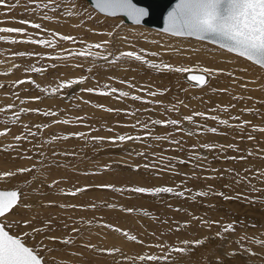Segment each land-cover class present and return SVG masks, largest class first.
Wrapping results in <instances>:
<instances>
[{"label":"rangeland","instance_id":"1","mask_svg":"<svg viewBox=\"0 0 264 264\" xmlns=\"http://www.w3.org/2000/svg\"><path fill=\"white\" fill-rule=\"evenodd\" d=\"M5 3L14 4L17 3V0H5ZM18 3L19 6L15 8L0 6V21L5 22L0 24V26L26 28L29 36L53 39L51 33H64L59 31V26L57 25L47 26L50 21L63 24L71 22L75 27L71 33L77 41L73 46V52L87 48V46L91 44L109 41L103 50L91 48L90 51L94 54L99 53L100 56L108 55L109 59L112 60L122 51L140 52L143 49L149 53L156 52L160 54L157 56L149 55L145 57V59L154 61L157 64L165 62L174 66L200 65L201 67L221 70L219 74H213L208 77L209 83L204 88L193 87L183 79V76L181 77L180 73H175L174 75L177 74V82L183 87V89H180L181 86H178L181 93H177L179 95L177 96V94H175L176 91L163 89V83L160 80H153L152 77H145V72L139 70L140 63L135 61L121 59L119 62L112 64L109 63V60L100 58L93 59L89 57L85 59L76 55H69V57L55 62L46 57V52L53 53L54 51L66 49L70 45H67V47L65 44L69 43L60 40L65 44L62 43L61 47L56 49V46L44 48L32 44L8 45L0 41V85L4 86L0 88V105H2V103L5 104V107L3 108V106H0V109H6V111L4 110L6 114H10L9 112L12 111L13 115L17 116L18 114L19 117L23 118L21 119L18 117L17 119L10 114L9 117H13L14 119L5 121L6 123L0 125V132H7L8 134L7 136H0V172L7 170L15 171L20 168L32 169L34 166L33 164L29 167H23L21 161L17 163L18 159L25 158L23 155L20 156L22 158H17L19 154L15 153L20 150V142L34 146L38 145L40 158L35 164L43 171L53 165L51 162L53 157L48 158L47 156L52 150L60 147L57 142L49 140L45 134L54 135V140L69 136L68 140H73V142L69 141L72 145L77 143L67 148L64 146V150L55 152L58 156L61 153L65 154L67 158H73L72 164L75 169L63 166L57 176L51 181H47L43 178L36 179L34 174V177H31L32 175H30L29 172L18 174V177L16 176L10 180L0 181V190L19 188L22 192L21 204L17 209H14L15 216H10L9 219H31L33 226L41 229L40 234L27 236L26 239L28 240H25L24 237L25 243L28 246H35L38 243H43L46 248L55 249L52 252L45 251L43 253L45 257L49 258V260H46L50 261L51 264H100L98 259L104 257L105 259L110 258L109 260L111 261L114 260L113 255H109L107 252L101 251V249L119 247V249L122 248L124 251L125 249L127 250L130 242H134L129 241L122 235L123 232H128L130 235L134 236L139 235V238L137 236V241L134 243L141 244L144 248H149L148 245H163L164 247L161 248L154 247L156 250L155 252L159 253L158 255L161 256L167 252L166 247H168L167 253L170 255L169 252L172 253L171 248L182 245L181 241H195L208 238L202 246L190 247L188 252L184 254L185 259L183 255H180L183 258H179L176 253H172L174 254L170 257L172 263L176 260V264H216L217 256L235 250L238 254L236 256L226 257L224 264H264V247L254 243L255 240H264V207L256 209L255 207L253 208L251 203L244 199L225 200L223 197L215 195L217 192H223L227 196H236L238 193L248 196L252 191L257 192V190L255 191L254 189L258 188L253 186L256 183L252 185L254 188L249 186V189L243 185L244 178H250L249 175L244 173L240 178H237L238 176L235 177V173L237 172L234 173L235 168H222V164L227 162L226 159H231L222 153L223 147L221 146L227 148L228 144L234 145L233 142H236V138L239 139V142L236 144L240 143L239 137L241 134L238 132L241 130L247 136L251 135L253 126L257 128L264 127V122L262 123L260 120L261 116L258 114L259 106L264 107V69H260L249 61L204 41L185 37H173L140 25L124 24L119 17H105L96 13L83 0H31V2L30 0H18ZM37 4L40 5V7H36ZM45 4H47L48 7H44ZM57 5L61 9L62 7L73 5L74 16L69 17L65 14L62 16L58 13L60 8L55 7ZM18 7L24 9V14H18L19 17L13 14V11L11 12L12 9H19ZM87 12H92V14L106 19L108 22L105 28L102 26L103 28L98 31L99 34L103 31L105 34L101 35L100 38L98 37L97 40H93L90 36V38L81 36V34L86 33V28L90 27L89 31L92 32L94 30L93 28L97 26L93 21L83 20L84 17L89 15L86 14ZM24 19L40 24L41 28L32 29L17 22ZM4 35L10 36V38L16 36L17 38L16 34ZM134 35L139 37V44L134 42L135 39L131 40L130 36ZM90 39L92 40L90 41ZM191 42H202L211 49L219 52L222 57L213 53L210 48V51L191 48ZM18 52L38 55H25L23 57L13 56L14 53ZM109 53H111V55H109ZM230 57L237 58L241 61L232 62L229 60ZM15 58L16 60L13 63L9 64L7 62V59L13 61ZM15 65H18V67H15ZM32 65L35 67H43L46 71L43 73L26 71V69H29ZM49 65H52L54 73L46 77L45 73L47 69H49ZM77 65L81 66L77 67ZM21 67H23V71L20 70ZM124 67L126 71H132L135 74L124 75L123 72H121ZM88 69H91V71ZM18 70L22 71V73L25 72V74L23 76L16 74L19 72ZM89 77L93 78L92 83ZM75 78L86 79H84L82 84H75L71 88H64L54 95L51 94V89L56 87L58 82ZM32 79L40 84V86L37 87L28 83V86L34 87L35 93L32 89L26 87L27 83H24L25 85L15 83L20 80L27 81ZM99 83L108 85L110 88H116L122 92H128L130 95L127 98H118V93H115L113 98L122 103L120 102L116 107H111L113 106V102H109L108 106L104 107L120 111L108 112L101 110L107 117L102 115V120L96 123V121L93 120L95 119L93 114L95 115L96 111L89 108L87 104V97L89 95L84 89L88 85H92V88L96 89ZM132 83L138 85V88L136 89ZM129 85H132L133 88ZM140 85L144 87L148 86L145 88V90H148V93L157 92V98L148 95L147 97H150V99H144V101L147 102L136 104L133 107L131 105L134 100L131 99V96H140ZM161 92L163 94H160ZM189 94H192L193 97H188L190 98L188 101L181 99ZM203 94L218 98H221L222 95L229 98L232 94L240 96L248 103V109H253V112H256L254 116H252L253 119L251 124L241 128L239 131L231 124H229L231 126L220 125L218 120L228 121L225 115L226 111L219 105L222 100L218 98H209L206 100L207 103L205 106L210 105L212 109H205V114L212 115L215 113L214 116L218 118V120L215 121L218 123L219 128H216L217 134L209 132V138L207 137L206 139L202 135L205 134L204 132L207 128H210L205 127L204 118L195 117L193 123L184 119V117L191 116L195 112H203L201 106L203 102H201L200 105L198 104V96ZM97 96L99 99L102 98L101 101L103 100V95L97 94ZM11 98H13V100L10 101ZM53 99L56 103H54L55 101ZM37 101H42V104L46 102L48 105L46 103L45 105L47 106L42 105V110L40 106L41 103H38V106L34 103ZM94 101L95 100H93V102ZM184 102L186 104H184ZM51 104L53 106H51ZM55 104H57V107ZM75 104L76 106H74ZM9 105L12 106L9 109L10 111H8ZM23 105L25 106L24 108L22 107ZM79 105L84 106L85 109L89 108V110L83 112V108H79ZM239 108L241 107H237V110H232L237 111L241 115ZM37 109L39 110L38 113L33 111ZM69 110H71V112H69ZM41 111H43V113L56 112L60 120L66 119L70 121V123L62 124L66 125L63 126V128H60L62 127L61 124H55L56 127L53 125L50 127L46 123H43L45 122L43 118L48 119L52 116H44L40 113ZM259 112H262V110L260 109ZM39 114L41 115L39 116ZM28 117L30 120H32V118L35 120L36 128H38L37 125H40L42 127L39 128L42 129L36 134L38 137H35V142L29 141L28 137L27 139L17 141L15 139L16 136H25V133L32 128L30 125L31 121ZM78 117H83L84 119L78 120ZM105 120L108 124L101 129ZM153 120H178L181 122L180 128H182L183 131H178L173 126L163 127L158 124H153ZM234 123H237V120L234 121ZM239 123L241 124V121H239ZM43 124L48 127H43ZM133 125H135V127H133ZM144 125H147V128H145ZM109 129H111V131H109ZM52 131L54 132L52 133ZM189 131H191L193 135H187L186 133ZM72 133H83L85 135L84 137L76 138L70 135ZM259 134L261 135L262 132H259ZM119 135L138 136L141 137V139L139 141H127L124 143H110L107 139L102 142H96L92 139V137L113 138ZM156 137H161V139L158 140ZM6 140L10 142L7 143ZM224 140H226L225 143ZM12 141L17 142V144ZM173 141H179L180 143L176 144L173 143ZM255 141L257 142V140ZM205 144H212L216 147L213 151H208L202 147ZM68 148L74 150V152L69 153L70 150ZM234 148L236 149V147ZM245 150L247 153L254 154L255 152L256 154L252 155L260 159L264 164V159L261 158L264 157V148L258 149L254 145H247ZM259 150H261V152ZM140 153L144 155H140ZM258 153L261 157H259L260 155ZM223 156L225 157L223 158ZM233 157L234 156H232V158ZM213 158H215V162ZM180 160L185 161V163H179ZM218 160L219 162L221 161V164ZM252 162H254L255 169L259 167L255 160H252ZM145 165H149L150 167L145 168ZM239 168L245 169L242 164ZM218 170L220 173H218ZM258 170L264 171L260 167ZM84 171L88 174L87 178L83 175ZM241 172L243 173V171ZM97 173L103 175L100 181L94 182L90 180L89 175ZM248 173L252 175L249 167ZM22 175L24 177L27 176V179H24ZM226 175H228L229 179V176H231L234 181L241 180L242 182H236V186H234L233 179H227L228 181L222 183L223 185L220 186L221 188L218 189L214 187L218 182L220 184V179ZM83 181L88 182V184L82 186L81 182ZM50 184L54 186L49 188L48 185ZM100 185H112L117 189H131L137 186L145 188L168 186L174 188L176 191H185L186 189H190L191 191H185L183 197L177 196L174 193H162L157 196H151L137 194L130 190L123 192L113 191L108 188L100 187ZM32 188L39 189L42 192L39 193L41 196L34 195L35 190ZM80 188L87 189L83 192H98L93 194V199L90 198L86 205L82 200L84 195L82 192L78 194L82 197L80 200H77L78 195L67 196L62 194ZM30 190H33L32 193ZM198 191L208 192L209 195L207 197H196L195 193ZM261 195L264 197V192H262ZM46 197H50V200L46 201ZM41 202L44 204V218L40 216L41 213L37 214L35 212V209L39 208V205L42 204ZM49 202H51V206H45L49 204ZM97 203L108 207H110V205L119 204L122 209L133 208L135 211L142 214L141 217L143 219H136L138 226L140 222L142 223L145 220L150 222L147 226L148 229L143 225L138 229L134 225V227L138 229V233L135 234L134 227L132 226L123 227L121 224H112L110 221H94L93 213L98 205ZM25 204H28L30 207L25 209ZM61 204L78 205L81 207L61 208L59 207ZM251 206L254 211L261 210L259 213L262 215L257 213L256 215L259 214L257 218H251L253 217V212L250 210ZM86 207H89L91 212L85 211L84 209ZM177 209H179V211H177ZM236 217H238L240 225L244 226L242 230L244 232H241L235 224V221H237L235 220ZM126 219L128 218L126 217ZM49 220L52 222L51 229H49L48 225ZM254 220L256 223H254ZM205 221H219L221 224L232 223L235 230L233 232L224 233L216 224H206ZM6 222L8 224V220L3 221V223ZM185 224H187L188 227H183ZM67 225L69 226V230L65 229L61 232V226L67 227ZM105 225H111L112 227H105ZM115 228L121 229V232L114 231ZM177 228H179V231H177ZM11 232L13 234L19 233L23 235L24 232H31V227L25 228L22 225L20 227L13 226ZM139 232L141 234L148 233L147 238L143 240ZM218 232L220 233L219 237L216 235ZM53 235L63 239L70 238L72 243L69 245L53 243L47 239V236ZM242 236H246L247 239L241 240L240 238ZM141 241L143 243H140ZM237 241H239V243H237ZM86 245L91 247H86ZM243 249H251L257 255L250 256ZM157 253L153 254L156 255ZM135 254H137L136 251ZM178 259L181 260L180 263H178Z\"/></svg>","mask_w":264,"mask_h":264},{"label":"snow or ice","instance_id":"2","mask_svg":"<svg viewBox=\"0 0 264 264\" xmlns=\"http://www.w3.org/2000/svg\"><path fill=\"white\" fill-rule=\"evenodd\" d=\"M31 2V0H30ZM0 6L6 8H15L19 6L18 0L17 3L7 4L5 0H0ZM36 7H40V5H36ZM44 7H48L47 4ZM94 8L97 12L103 14L105 17H116V16H124L129 20L139 25L144 18L149 15V12L144 7L137 6L133 0H94ZM47 18V17H46ZM91 19V16L89 17ZM21 25H26L32 29H40L41 25L38 23H33L30 20L24 19L17 21ZM5 23L4 21H0V24ZM163 32L165 34L171 35L173 37H193L199 41L210 42L220 49L225 50L229 53L235 54L236 56L243 58L255 66H258L260 69H264V0H178L175 6L168 12L165 18V26L163 28ZM4 34H16L18 38H10V36H6ZM104 35L105 33H100ZM53 39L47 38H35L33 36H29L26 28H14L8 26H0V41H3L7 44H32L38 45L44 48H52L55 46L56 39L58 38L61 41H72L75 42V37L69 35H62L59 33H51ZM109 43V41H103L101 43H95L88 45L87 48L81 49L76 52H70V55H76L82 58H100L103 60H109L108 55L100 56L99 53H92L90 51L91 48L101 49L103 50L105 46ZM25 55H38L33 53H24L18 52L14 53L13 56H25ZM111 55V53H109ZM157 56L159 53L156 52H147L145 50H141L140 52L135 51H122L119 55H116L114 59L109 60V63L115 64L119 62L121 59H127L130 61H135L145 65L146 67L157 70V71H167L174 72L180 74H187L186 79L193 87L196 88H204L208 85L209 79L208 77L213 74H219L221 70L212 69L208 67H201L200 65L195 66H174L168 63H152L149 60L145 59L146 56ZM64 57H48V59H63ZM81 65H77L80 67ZM18 67V65H15ZM91 71V69H88ZM28 72L35 73H43L46 71L43 67H30L26 69ZM7 74V73H5ZM86 78L79 79H70L65 81L58 82L57 86L51 89V94H56L60 90L64 88H71L75 84H82ZM16 84H24V83H32L35 84V81L32 80H20L15 82ZM123 83V81H122ZM132 87V85H129ZM4 87L0 85V88ZM37 87H39L37 85ZM43 90V89H42ZM46 91V90H45ZM89 93H96L98 95L103 96H111L114 93H118L119 97H129L128 92L119 91L116 88H110L108 85H104L102 89H94L88 88L84 89ZM226 91V90H222ZM151 96H155L158 93L149 92ZM160 94H163L162 92ZM38 99V98H35ZM132 100H141L140 96H131ZM251 99V98H250ZM147 102V101H145ZM12 106L9 105L10 109ZM98 108H101L104 111L113 112L120 111L117 109L105 108L103 105H97ZM228 108L225 107L224 111H227ZM0 111H4V109H0ZM39 112V110H33ZM243 111L251 112L253 109H243ZM42 115L45 116H56L58 113L56 112H44ZM195 117H201L204 119H212L218 120L216 116H206L203 112H195L191 116L184 117L190 123L194 122ZM18 119V114L16 116ZM78 120H83V117H78ZM234 120H239L240 118L232 117ZM55 123L58 124H69L68 120H56ZM153 124H158L163 127L173 126L178 131H183L180 128V121L178 120H153ZM218 123L223 126H231L229 125L227 120H218ZM251 124V121L242 122L239 127L244 128ZM37 127H41L37 125ZM43 127H47L44 125ZM135 127V125H133ZM147 128V125H144ZM111 131V129H109ZM212 133H216V128L207 129ZM252 131H259L264 133V127L257 128L255 126L252 127ZM191 136L193 133L191 131L186 133ZM7 135V132H0V136ZM35 135V133H32ZM73 137L81 138L84 137L83 133H72L70 134ZM61 139H68L69 136L60 137ZM249 140L255 139L252 135H248ZM15 139L17 141L22 139H27L25 136H16ZM93 141L102 142L104 140H108L110 143H124L127 141H139L141 137L138 136H125L119 135L113 138H105V137H92ZM156 139H161V137H156ZM173 143L179 144V141H173ZM194 147V146H193ZM204 147L208 151H213L215 149V145L205 144ZM224 147V146H221ZM228 148H234L233 145H228ZM7 150V149H5ZM238 150V149H234ZM140 155H144L140 153ZM252 155V153H249ZM264 159V157H261ZM232 159H236L233 157ZM243 159V157H241ZM179 163H185V161L180 160ZM145 168L150 167L149 165H145ZM30 168H20L15 171L8 170L0 172V181L10 180L16 177L18 174H24L31 172ZM238 175V174H237ZM261 176H264V173H260ZM212 178V177H206ZM247 180V177L244 178ZM241 181H237L239 183ZM58 183V182H56ZM53 184L48 185L49 188L53 187ZM100 187L108 188L113 191H126L130 190L137 194H146L151 196H157L162 193L175 194L177 196L183 197L185 195V191L190 192V189H186L185 191H176L172 187L161 186L155 188H145V187H133L131 189H117L112 185H100ZM86 188H80L73 191H69L67 193H62L67 196H76L80 192L86 191ZM209 195L208 192L198 191L195 193L196 197H207ZM217 196L223 197L225 200L230 199H244L249 203H255L254 199H251L248 196H245L241 193H238L236 196H227L223 192L215 193ZM22 200V192L19 188H13L10 190H0V264H48L43 253L45 251L52 252L55 249L46 248L43 243H38L35 246H28L24 237H27L32 234H40L41 229L33 226L31 219H9L10 216H15L14 209H17ZM45 206H51V202ZM30 206L28 204L24 205V208L27 209ZM61 208L65 207H81L78 205H59ZM94 207V206H93ZM110 207H117L115 205H110ZM123 211L131 214L134 209L133 208H124ZM179 211V209H177ZM4 220H8V224L3 223ZM51 220L48 221L49 229H51ZM206 224H216L218 227L222 229L224 233L233 232L235 230L234 225L232 223L228 224H220L219 221H205ZM23 226L25 228L31 227V232H24L23 235L16 233L13 234L11 232V228L13 226L20 227ZM105 227L111 228V225H105ZM183 227H188L187 224L183 225ZM114 231L121 232V229L115 228ZM179 231V228H177ZM124 235L129 241H137L136 236L130 235L128 232H123ZM219 237L220 233H216ZM47 239L53 243H60L63 245H69L72 243L70 238L63 239L58 236H47ZM195 240V241H181L183 246L172 247V253H179L184 255L188 252L190 247H199L202 246L206 240ZM241 240L247 239L246 236H242ZM140 243H143L142 241ZM239 243V241H237ZM255 244L264 247V240H255ZM86 247H91L86 245ZM149 248L156 247L161 248L163 245H148ZM250 256H256L257 254L253 252L251 249H243ZM101 251L107 252L109 255H114L121 251L119 248H110V249H101ZM238 253L235 250L225 252L221 256L216 257V264H224V260L229 256H236ZM133 264L138 260L140 264H160V261L163 260L166 264H172V261L169 259V256H158L155 254H139L136 257L132 258Z\"/></svg>","mask_w":264,"mask_h":264},{"label":"bare ground","instance_id":"3","mask_svg":"<svg viewBox=\"0 0 264 264\" xmlns=\"http://www.w3.org/2000/svg\"><path fill=\"white\" fill-rule=\"evenodd\" d=\"M78 1V0H77ZM55 7H59L58 5L57 6H55ZM19 9H12L11 10V12L13 13V14H16L18 17H19V15L18 14H24V9H20V7H18ZM27 8V7H26ZM60 8V7H59ZM58 13H60L62 16H64V14L65 15H67V16H69V17H72V16H74V9H73V5H70V6H67V7H62V9L60 8L59 10H58ZM86 14H89L87 17H84L83 18V20H87V21H93V22H95L96 24H97V26L95 27V28H93L94 30L92 31V32H90L89 31V29H90V27H88V28H86V33L85 34H81V36H83L84 38H87V37H91L93 40H97V38L99 37L100 38V36H101V34H99L98 33V31L101 29V28H105L106 27V25H108V22H107V20L106 19H103V18H100V17H98V16H96V15H94V14H92V12H90V13H86ZM91 16V19L89 18ZM22 17V16H21ZM40 19V18H39ZM46 24H48V23H46ZM49 25H57V26H59V31L60 32H63L64 34H62V35H69V36H72L73 34L71 33V31L73 30V29H75V27H74V24H72L71 22H68V23H65V24H63V23H60V22H53V21H50L49 22V24L47 25V26H49ZM129 25H132V24H129ZM103 26V27H102ZM83 30V29H82ZM82 30H78V31H82ZM75 31V30H74ZM97 31V32H96ZM85 32V31H84ZM95 32V33H94ZM104 32V31H103ZM103 32H101V33H103ZM158 32V31H157ZM74 33V32H73ZM162 33V32H161ZM79 34V35H80ZM96 34V35H95ZM165 34V33H164ZM75 35V34H74ZM73 37V36H72ZM89 37V38H90ZM14 38H16V36L14 37ZM18 38V37H17ZM81 38V37H80ZM130 38H131V40H133V39H135L134 40V42L135 43H137V44H139V37L138 36H130ZM92 39H90V41L92 40ZM196 40V39H195ZM89 41V42H90ZM65 42H67V43H69V44H65L64 42H61L59 39H56V43H55V46L57 47L56 49H59V47H61V45H62V43L63 44H65L66 46L67 45H70L68 48H66V49H63V50H58V51H54L53 53H48V52H46L47 54H46V57H69V55H70V52H73V46L75 45V43L77 42L76 40H75V42H72V41H65ZM88 42V41H87ZM205 42V41H204ZM208 43V42H207ZM9 45V44H8ZM16 45V44H15ZM21 45V44H20ZM29 45V44H28ZM23 46V45H22ZM190 46H191V48H194V49H198V50H201V49H205V50H207V51H210L209 50V46H206L205 44H203L202 42H191L190 43ZM77 47H78V45H77ZM80 48V47H79ZM18 49V48H17ZM211 49V48H210ZM212 50V52L213 53H216V54H218L220 57H222V55L219 53V52H217L216 50H214V49H211ZM13 51V50H12ZM45 51H47V50H45ZM94 51V50H93ZM75 52V51H74ZM96 52V51H95ZM37 53V52H36ZM5 54V53H4ZM160 55V54H159ZM4 57V56H3ZM17 58V57H16ZM16 58L15 59H13V61L11 60V59H7V62L9 63V64H11V63H13L15 60H16ZM63 58V59H64ZM3 59V58H2ZM4 59H5V57H4ZM63 59H52V61H60V60H63ZM11 60V61H10ZM49 60H51V59H49ZM110 60V59H109ZM229 60L230 61H232V62H240L241 60H239V59H237V58H233V57H230L229 58ZM6 61V60H5ZM48 62V61H47ZM150 62H152V63H155L154 61H150ZM37 63V62H36ZM162 63H165V62H162ZM31 67V66H30ZM32 67H33V65H32ZM35 67V66H34ZM39 67V66H38ZM141 68H143V69H141ZM19 69V68H18ZM65 69H66V67H65ZM20 70H22L23 71V67H21L20 68ZM67 70V69H66ZM140 71H142V72H145L144 74H146V75H144L145 77H152L153 78V80H160L162 83H163V89H165V90H172V91H176V93L175 94H180L181 93V91L179 90V87L178 86H181L178 82H177V74L176 75H174L175 73L174 72H167V71H157V70H153V69H150V68H148V67H146L145 65H143V64H141L140 63V69H139ZM19 71V70H18ZM22 71H19L18 73H16V74H19L20 76H23L24 74H25V72L24 73H22ZM55 71H56V69H55ZM69 71V70H68ZM61 72V71H60ZM121 72H123V74L124 75H126V74H135L134 72H132V71H126V69H125V67L121 70ZM52 73H54L53 72V70H52V65H49V69H47V72L45 73V75H46V77H49V76H51V74ZM12 75V74H11ZM18 75V76H19ZM186 75L187 74H184V75H182L181 74V77L183 76V79L187 82V83H190V82H188L187 81V79H186ZM17 76V77H18ZM229 76V75H228ZM27 79V78H26ZM76 79V78H75ZM89 80H90V82L92 83V81H93V78L92 77H89ZM13 81H14V79H13ZM32 81H35V80H33L32 79ZM41 81H43V80H41ZM159 81V82H160ZM5 82V81H4ZM43 83V82H42ZM45 83V82H44ZM32 84V83H31ZM133 84V83H132ZM25 85V84H24ZM33 86H40V84L38 83V82H36L35 81V84H32ZM105 84H101V83H99L98 84V86H97V88L96 89H102L103 88V86H104ZM134 85V87L137 89L138 88V85H135V84H133ZM41 86H44V85H41ZM26 87H29L30 89H32V91L35 93V90H34V87H32V86H28V83H27V86ZM146 87H148V86H146ZM146 87H144V86H142V85H140V90H141V92H140V97H142V99L141 100H134L133 102H132V105L131 106H133L134 107V105H138V104H140V103H144L145 101H144V99H150V97H147L149 94H148V90L146 89L145 90V88ZM88 88H92V85H88V86H86L85 87V89H88ZM133 88V87H132ZM183 89V87L181 86L180 87V89ZM144 89V90H143ZM28 90V89H27ZM232 90V89H231ZM25 91V90H24ZM7 92V91H6ZM1 93V92H0ZM8 93V92H7ZM89 96L87 97V104H88V106H89V108H92L94 111H96V114L94 115L93 114V117L95 118V119H93L94 121H96V123H98L100 120H102L101 118L103 117L102 115H105V113L104 112H102L101 110V108H98L97 107V105H103V106H105V107H107L108 106V103L109 102H113V106H111V107H116V106H118V104H120V102L121 101H116L114 98H113V95L115 94H112L111 96H104L103 97V100L101 101V99H99V97L97 96V94L96 93H89V92H86ZM157 93V92H156ZM3 94H4V92H3ZM84 94V93H83ZM177 94V96H179ZM85 96V95H84ZM30 97V96H29ZM109 97V98H108ZM154 97V96H153ZM152 97V98H153ZM155 97H156V95H155ZM188 97H193L192 96V94H189L188 96H186V97H182L181 99H183L184 101H188L190 98H188ZM81 98V97H80ZM157 98V97H156ZM198 98H199V102H198V104L200 105L201 104V102H203L202 104H201V106H202V108H203V113H206V110L205 109H209L210 108V105H206L205 106V104L207 103V101L206 100H208L209 98H218V97H215V96H207L206 94H203V95H199L198 96ZM218 99H221L222 100V102H221V100H220V102H221V104H219L222 108H225V107H227V108H230V109H228V111H226L225 112V115L227 116V118H228V123L229 124H231L233 127L235 126L236 127V129H238V131L239 130H241V128L239 127V121H241V123L242 122H244V121H252V119H253V117L252 116H254V114L256 113V112H253V111H251V112H247V111H243V109H248V107H249V105H248V103L246 102V101H244L243 100V98H241L240 96H235V95H231L229 98H227V97H225L224 95H222L221 96V98H218ZM217 99V100H218ZM11 100H13V98H11L10 99V101ZM40 100V99H39ZM54 100V99H53ZM93 100H95L94 102H93ZM17 101H18V99H17ZM55 101V100H54ZM101 101V102H100ZM16 102V101H15ZM14 102V103H15ZM20 102V101H19ZM19 102H17V103H19ZM23 102V101H22ZM73 102V101H72ZM34 103H36L37 104V106H38V103L40 104V106H41V109L43 108V106L42 105H44V106H47V105H45V103H44V101H43V103L44 104H42V101H40V102H34ZM49 103V102H48ZM54 103H56V101L54 102ZM75 103V102H74ZM122 103V102H121ZM23 104V103H22ZM76 104H77V102H76ZM76 104L74 105V106H76ZM184 104H186L185 102H184ZM1 107L3 106V108L5 107V104H3L2 103V105H0ZM18 106H20V105H18ZM25 106H26V104H25ZM24 105L22 106L23 108L25 107ZM40 106H39V108H40ZM51 106H53L52 104H51ZM55 106L57 107V104H55ZM80 107H82L83 108V112H86L87 110H89V108H86L85 109V107L84 106H81V105H79V108ZM237 107H241V108H239L240 109V112H241V115L237 112V111H233L232 109H236ZM137 108V107H136ZM45 109V108H44ZM46 109H47V107H46ZM92 109H90V110H92ZM210 109H212V108H210ZM262 110V112H259V110ZM5 111H6V109H4ZM24 110V109H23ZM31 110V109H30ZM43 110V109H42ZM79 110V109H78ZM237 110V109H236ZM5 111H0V125L1 124H4V123H6L5 121H8V120H13L14 118L13 117H9L10 116V114L11 115H13V113H12V111H10L9 110V108H8V111H10L9 113L10 114H6V112ZM27 111V110H26ZM44 111H46V110H44ZM69 112H71V110H69ZM38 113V112H37ZM40 113H43V111H41ZM93 113V112H92ZM90 114V113H89ZM258 114L261 116V118H260V120L262 121V123L264 122V107L263 106H259V108H258ZM21 115H22V113H21ZM38 115V114H37ZM41 114H39V116H40ZM215 115V113H213L212 115H209V114H207L206 116H214ZM13 116H15L16 117V115H13ZM45 116V115H44ZM87 116H89V115H87ZM106 116V115H105ZM239 117L240 119L239 120H237V123H234V121H236V120H234V119H232V117ZM19 117V116H18ZM107 117V116H106ZM19 118H21V119H23L22 117H19ZM25 118V117H24ZM27 118V117H26ZM28 119H29V117H28ZM44 119V121L45 122H43V123H46L48 126H55L56 127V125H58V123H55V121L56 120H60V117H58L57 115L56 116H52V117H49L48 119H45V118H43ZM15 120H16V118H15ZM30 120V119H29ZM205 120V127H209V128H219V125H218V123L215 121V120H212V119H204ZM31 121V123H30V125H31V129L29 130V131H27L26 133H25V136L26 137H28L29 139V141H31V142H35V137H38L36 134L42 129V128H36V122H35V120L32 118V120H30ZM15 122V121H14ZM17 122H18V120H17ZM25 122V121H24ZM23 122V123H24ZM28 123V122H27ZM13 124V123H12ZM29 124V123H28ZM27 124V125H28ZM40 124V123H39ZM56 124V125H55ZM106 124H108V123H106V120H105V122L103 123V126L101 127V129H103L104 127H106L105 125ZM44 125V124H43ZM62 125V124H61ZM60 125V126H61ZM100 125V124H99ZM3 126V125H2ZM5 126V125H4ZM9 126H11V125H9ZM47 126V127H48ZM63 126H66V125H62V127H60V128H63ZM14 127V126H13ZM42 127V126H41ZM15 128V127H14ZM57 128H58V126H57ZM21 129H22V127H21ZM51 129V128H50ZM59 129V128H58ZM208 129V128H207ZM230 129H231V127H230ZM52 130H53V127H52ZM1 131V130H0ZM54 131H52V133H53ZM209 132L210 131H205L204 133V135H202V136H204L206 139H207V137L209 138ZM10 133V132H9ZM32 133H35V135H32ZM239 134H241L240 135V143H238V144H236L237 142H239V139L238 138H236L235 140H236V142H233V146L234 147H236V149L238 148V151H236V150H234L235 148H226V147H223L222 148V153L224 154V155H227L231 160H227L226 158V161L227 162H225L224 164H222L223 166H222V168H235V170H234V173L235 172H237V173H235V177L236 176H238L237 178H240L241 177V175L242 174H246V175H249L250 176V178H248L247 180H243L244 181V183H243V185L246 187V188H248L249 189V186L250 187H252V185L254 184V183H256V184H254L253 186L255 187V188H258V189H254L255 191L257 190V192H254V191H252V192H250L249 194H248V197H250L251 199H254L256 202L255 203H251L252 204V206H253V208L255 207L256 209H261V207H264V197L261 195L262 194V192H264V176H261L260 175V173H264V171H261V170H258V168L260 167V168H262L263 170H264V164H263V162L260 160V159H257L255 156H253L254 154H256L254 151V154L253 155H249V153H247L246 152V150H245V147L247 146V145H254L255 147H257L258 149H260V148H264V133H262L261 135L259 134V131H251V135H253V136H255V140H257V142L253 139V140H249L247 137H248V135L246 136L244 133H243V131L241 130L240 132H238ZM201 134H203V133H201ZM215 134H217V133H215ZM8 135V134H7ZM7 135H5V136H7ZM46 135V137L49 139V140H53L54 142H57L59 145H60V147H58V148H55L54 150H52L51 152H50V154L47 156L48 158H50V157H53V159L51 160V162L53 163V165L51 166V167H49L47 170H40L37 166H36V161L40 158L39 156H40V150H39V148H38V145L37 146H34V145H29V144H26V143H19V151H16L15 153H17V154H19V157H17V158H22V157H20V156H25V158L22 160V159H18L17 160V163H19L20 161H21V165L23 166V167H29V166H31L32 164L34 165L33 167H32V171L31 172H29L30 173V175H32L31 177H36V179H45V180H47V181H51L54 177H56L57 176V174L59 173V171L62 169V167L64 166V167H67V168H73V169H75V167H73V164H72V162H73V158L71 159V158H67L66 156H65V154H61L60 153V155L58 156L55 152L56 151H59V150H64V146H66V148L68 147V146H74V145H76L77 143H75V144H73L72 145V143L71 142H69V141H72L73 142V140H68V139H61V138H59V139H53V136L54 135H50V134H45ZM10 136V135H9ZM234 136V135H233ZM232 136V137H233ZM88 137V136H87ZM204 137H203V139H204ZM230 138V137H229ZM5 140V139H4ZM227 140V139H226ZM226 140H224V143L226 142ZM7 141V140H6ZM253 141H255V142H253ZM259 141V142H258ZM10 141L8 140L7 141V143H9ZM13 143L15 142V141H12ZM16 144H17V142H15ZM65 143H67V144H65ZM86 143V142H85ZM220 143H221V141H220ZM258 143V144H257ZM236 144V145H235ZM229 145V144H228ZM260 147V148H259ZM69 149V148H68ZM70 150V152L69 153H73L74 152V150H71V149H69ZM23 151H24V153H23ZM260 152H261V150H259ZM251 152V151H250ZM47 153V152H46ZM220 154V153H219ZM259 154V153H258ZM221 155V154H220ZM260 155V154H259ZM232 156H234V157H236V159H232ZM225 156H223V158H224ZM241 157H243V159H241ZM259 157H261V155L259 156ZM224 159V160H225ZM16 160V159H15ZM83 160V159H82ZM211 160V159H210ZM210 160H209V162H210ZM213 160H214V162H215V158H213ZM252 160H255L256 162H257V165L259 166V167H257L256 169L258 170H256L255 169V167H254V162H252ZM33 162V163H32ZM218 162H219V160H218ZM221 162V161H220ZM219 162V163H220ZM221 164V163H220ZM243 165L244 166V168L245 169H240L239 168V166L240 165ZM79 165V164H78ZM248 167L250 168V171H251V174L252 175H250L249 173H248ZM8 171V170H7ZM241 171H243V173L241 172ZM217 172V171H216ZM218 173H220L219 172V170H218ZM222 173V172H221ZM33 174H34V176H33ZM238 174V175H237ZM29 175V174H28ZM83 175H84V177L85 178H87V176H88V174H87V172H83ZM221 175V174H220ZM223 175V174H222ZM20 176V175H19ZM23 176V175H22ZM17 177H18V175H17ZM24 177V176H23ZM103 177V175H101V174H99V173H97V174H93V175H89V178H90V180H92V181H94V182H96V181H100V179ZM218 177V176H217ZM230 177V179L228 178V175H226V176H224V177H222L221 179H220V181H221V183L219 184V182L217 183V185L215 186L214 185V187H216V188H221L220 186L221 185H223L222 183H224V182H226V181H228V180H232L233 178H231V176H229ZM20 178H21V176H20ZM17 179H19V178H17ZM24 179H27V176L26 177H24ZM226 179V180H225ZM228 179V180H227ZM239 181H241V180H239ZM20 182V181H19ZM236 180L234 181V179H233V183H234V186H236L235 184H236ZM242 182V181H241ZM21 184V183H20ZM81 184H82V186H84V185H86V184H88V182H85V181H83V182H81ZM254 187H252V188H254ZM34 188V187H33ZM32 188V189H33ZM33 190H35V194L34 195H36V196H41V195H39V193H42L39 189H33ZM32 190V191H33ZM31 191V190H30ZM32 191H31V193H32ZM95 192H98V191H95ZM95 192H91V191H89V192H82L84 195H83V198L80 196V195H78V197H77V200H80L81 198H82V200H83V202H84V204L86 205L87 203H88V201L90 200V198L91 199H93L92 197H93V194L95 193ZM262 196V197H261ZM45 200L46 201H48V200H50V197H46L45 198ZM92 201V200H91ZM42 203V202H41ZM90 203V202H89ZM98 204V203H97ZM115 206H117V207H108V206H105V205H101L100 203L96 206V208L94 209L95 211H94V213H93V220L94 221H104V222H107V221H110V222H112V224H116V225H122L123 227H126V226H132V227H134V225L139 229L140 228V226L141 225H143L144 227H146L147 228V226L149 225V223L150 222H147V221H143L142 223L140 222V224H139V226H138V224H137V221H136V219H138V218H142L141 216H142V214H140V213H138L137 211H133L131 214H127V212H125V211H123V209L121 208V205L119 206V204H117V205H115ZM252 206H251V208H252ZM250 208V210H251V212H253V217H251V218H253V219H255V217L257 218V216L260 214V215H262L261 213H259L261 210H257V211H254L253 210V208L251 209ZM85 211H89V212H91L90 211V208L89 207H86L85 209H84ZM115 210H117V211H115ZM15 211V210H14ZM112 211H115V212H112ZM35 212L37 213V214H39V213H41V217H45L44 216V214L43 213H45L44 212V204L42 203V204H40L39 205V208H36L35 209ZM257 213H259L258 215H256ZM33 214V213H32ZM125 215H126V217L130 220H128V219H126V217H125ZM264 215V214H263ZM112 218H113V220H112ZM237 218V219H236ZM235 218V220H237V221H235L236 223V225H237V227H238V229L241 231V232H244V231H242L243 230V225L241 226L240 225V221H238V217H236ZM143 219V218H142ZM128 220V221H127ZM5 221H7V220H5ZM258 221V220H257ZM245 223V222H244ZM253 223V222H252ZM254 223H256L255 222V220H254ZM5 224H7V222L5 223ZM110 224V223H109ZM152 224V223H151ZM221 224V223H220ZM252 225H254V224H252ZM256 225H258V224H256ZM137 228H135L134 227V233L135 234H137L138 233V229ZM150 228V227H149ZM69 230V226L67 225V227H65V226H61V228H60V230H61V232H63L64 230ZM148 229V228H147ZM163 229V228H162ZM252 230V229H251ZM254 230V229H253ZM144 232V231H143ZM254 232V231H253ZM257 233L259 234V232L257 231ZM139 234L141 235V237H142V239L143 240H145L146 238H147V235H148V233H140L139 232ZM247 234V233H246ZM138 236V238H139V235H136V237ZM140 237V238H141ZM25 240H28V239H26V237H25ZM24 240V241H25ZM30 243H31V241H30ZM30 243H29V245H30ZM31 246V245H30ZM179 246H182V245H179ZM117 248H119V247H117ZM121 249V251L120 252H118V253H115L114 255H113V258H114V260L113 261H111V260H109V259H105V257L104 258H101V259H98V261H99V263L100 264H133V260H132V258L133 257H136V256H138L139 254H144V253H149V254H153V253H157V252H155L156 250L154 249V247H152V248H144L141 244H138V243H134V242H130V245H128V248H127V250L125 249L124 251H123V249L122 248H120ZM166 249H167V252H168V247H166ZM135 251L137 252V254H135ZM165 253V254H163L162 256H169V259L172 261V259L170 258L172 255H174V254H172V253H170L169 252V254L170 255H168V253ZM68 254V253H67ZM159 253H157L156 255H158ZM176 255L179 257V258H183V257H181L180 255L181 254H179V253H176ZM158 256H161V255H158ZM161 256V257H162ZM184 256V255H183ZM189 256H190V254H189ZM46 259H48L49 260V258H47V257H45ZM184 259H185V256H184ZM47 260V262H48V264H51V262L50 261H48ZM186 261H187V259H186ZM193 261V260H192ZM176 260L175 261H173V263L172 264H176ZM181 262V260H179L178 259V263H180ZM54 263V262H53ZM135 264H140V262L137 260L136 262H135ZM160 264H166V262L165 261H163V260H161L160 261Z\"/></svg>","mask_w":264,"mask_h":264},{"label":"water","instance_id":"4","mask_svg":"<svg viewBox=\"0 0 264 264\" xmlns=\"http://www.w3.org/2000/svg\"><path fill=\"white\" fill-rule=\"evenodd\" d=\"M87 3V5L93 9L96 13L103 15L97 12L94 8V0H83ZM133 2L139 6L144 7L148 10L149 15L144 18V21L139 24L140 26L147 27L149 29L163 32V28L165 26V18L168 12L175 6L178 0H133ZM104 16V15H103ZM119 17L124 24H132L137 25L127 17L124 16H116ZM191 39H195L193 37H187ZM197 40V39H196ZM210 43V42H208ZM212 44V43H210ZM214 45V44H212ZM216 46V45H215ZM218 47V46H217ZM187 76V75H186Z\"/></svg>","mask_w":264,"mask_h":264}]
</instances>
